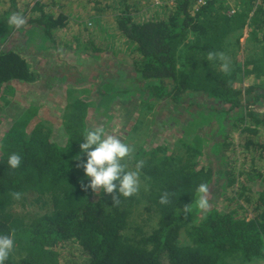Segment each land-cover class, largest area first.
Wrapping results in <instances>:
<instances>
[{"label": "trees", "instance_id": "16d2710c", "mask_svg": "<svg viewBox=\"0 0 264 264\" xmlns=\"http://www.w3.org/2000/svg\"><path fill=\"white\" fill-rule=\"evenodd\" d=\"M164 1L160 6L171 2L164 16L136 22L129 0H0V113L12 81L39 78L23 50L9 43L10 33H23L25 44L46 50L70 44L66 46L88 57L108 52L100 29L82 26L66 35L68 43L61 36L71 27L75 8L91 7L79 11L77 19L92 20L101 5L113 4L114 16L106 24L132 45L122 67L132 69L136 78L108 80L112 84L120 79L123 85L100 88L99 97L129 110L165 100L188 115L184 121L172 118L180 131L172 142L133 147L126 160L130 171L137 160L144 161L140 189L114 203L112 194L83 187L90 178L77 167L87 159L79 145L84 130L91 128L88 116L106 113L109 105L96 104L90 113L88 100L69 96L61 119L62 144L45 123L29 126L35 112L26 109L0 138V234H12L15 240L6 264L264 262V113L250 108L264 99V88L236 87L237 74L245 73L239 64L225 73L218 66L223 61L207 59L210 52L235 54L230 47L239 44L245 28L257 48L247 60L252 62L247 73L264 78V0H207L197 7L188 0ZM13 12L26 19L18 29L7 22ZM64 69L61 80L74 86L85 83ZM202 99L212 105L201 104ZM232 129L239 131L236 139ZM12 153L22 157L19 168L7 164ZM201 184L207 186L204 209L196 203ZM14 192L21 194L19 199ZM165 192L169 203L161 204ZM217 199L223 200V209L215 206ZM142 206L156 217L154 225L130 220Z\"/></svg>", "mask_w": 264, "mask_h": 264}, {"label": "rangeland", "instance_id": "374dc122", "mask_svg": "<svg viewBox=\"0 0 264 264\" xmlns=\"http://www.w3.org/2000/svg\"><path fill=\"white\" fill-rule=\"evenodd\" d=\"M161 2L160 3L163 4L165 1L162 0ZM129 3L130 14L136 22H142L145 18L154 15L164 16L170 8L169 4L171 5L170 1H168L166 7L163 5L160 6V4L155 5L151 0H129ZM103 5L100 6V12L98 10L94 12L95 14L93 17L97 20L95 22L94 19H90V25L87 24L88 20L77 19V16L79 11H90L91 7L88 10L80 7H77L78 9L75 8L74 14L71 16V27L63 32L61 38L63 42L68 43L69 38H65L66 35L69 37L72 34L73 36L74 33L82 29V26L91 27L93 30L97 29L98 31L100 29V31L106 35L105 39L102 41L104 43L107 41L106 44L110 47L108 52L88 57L82 50L75 52L69 47L70 44H59L58 49L49 48L46 50L44 48H37L29 42L27 46L30 47H27L23 41L25 38L23 33H10L9 43L19 51L22 52L23 50V55L28 60L30 67L39 73V78L33 83H25L16 80L9 84L11 86L10 90L6 89L4 92V97L8 101L0 113V138L3 132L24 114L26 109L32 108V112H35V116L31 119L29 126H33L37 122L45 123V125L52 130V137L56 142L62 144L65 137L61 126V119L66 99L69 96H78L84 100H88L90 113L92 107H95L96 104L102 105L107 103L106 105H109L108 111L106 113L100 112L99 114L96 112L90 114L88 116V124L91 128L104 127L106 134L118 136L132 147H141L143 145L152 147L157 144L170 143L172 140L179 137L180 131L177 127L178 124H176L172 118H179L184 121L188 115H186V112L184 114L183 108L178 109L165 100H155L139 105L137 110H129L122 106H118L110 100H108L109 102H104V98L99 97L98 92H100V88L110 89L115 85H123L121 83L123 81L120 79V83L115 82L112 84H109L108 80H118L117 78H130L133 76L128 67H125V69L122 67V63L126 61L128 55L132 53V45L127 42L121 44L112 42L113 39L109 36V29L112 33L113 30L111 27L113 25H108L106 22L109 23L111 15L114 16L112 8L115 7V5H110L111 8ZM241 32L239 44L230 47V52L234 50L235 54L232 53L231 56L226 57L229 67L235 63L239 64V67L245 71L244 74L242 71L237 74V80L234 85L240 89H245L252 85H261L264 88L263 77L260 76L257 78L255 74L251 72L247 73L252 67V62L249 61V64H246L247 60H251L255 56L254 51L257 48L256 45L248 39L247 30L244 28ZM221 63L223 62L217 63L219 67ZM65 67L70 69L71 74L80 76L85 81L83 86L79 87V85H75L72 87V85L70 86L67 82L56 78V74H59L61 68ZM119 67H122L123 70L121 69L118 71L117 68ZM207 101L208 100L202 99L201 104L212 105L210 100ZM250 108L264 113V99H260L250 105ZM218 121L220 122V120ZM216 124L218 125V123ZM211 126L214 127L215 125ZM218 130H221L219 125ZM238 132V130L232 129L231 134L234 135V139L239 135ZM137 141L141 142L140 145H135L138 143ZM144 142L146 143L144 144ZM208 150L209 148L206 146L205 151ZM215 156V154H212V158H215ZM209 158V156L205 155L204 161L207 162ZM126 159H130V157L125 158L123 161V163L127 165V170L130 171L131 162ZM211 162L212 161H210L209 164L212 165ZM219 169L220 168H218V170ZM214 204L217 208H224L222 199L215 200ZM41 205L42 203L33 205L34 210ZM132 219L140 225L148 223L149 227L156 222V217L143 206L135 210V214L130 217V220ZM149 227L147 228L149 229ZM76 250L77 248L74 246L73 253H76ZM246 264H264V262L253 261V263Z\"/></svg>", "mask_w": 264, "mask_h": 264}, {"label": "clouds", "instance_id": "9594fccd", "mask_svg": "<svg viewBox=\"0 0 264 264\" xmlns=\"http://www.w3.org/2000/svg\"><path fill=\"white\" fill-rule=\"evenodd\" d=\"M7 22L18 29L26 24V19L21 13L13 12ZM207 59L223 61L220 65L221 71L229 72V63L222 53L210 52ZM82 137L83 142L79 145L80 152L86 154L87 159L77 164V167H82L84 176L90 178L88 183L82 186L96 193L100 189L105 194H112L114 203H119L120 196L127 198L136 194L140 189V171L144 167V161L137 160L133 171H128L126 163L122 162L131 155L133 147L118 136L106 134L104 127L85 129ZM76 159H79V154ZM21 163L22 157L19 154L9 155L7 164L10 168H19ZM196 192L200 194L196 202L197 206L201 209L206 208L207 198L203 194L207 192V186L199 185ZM12 195L19 199L21 194L14 192ZM168 196L167 192L163 193L159 202L169 203ZM14 244L12 234H0V264H6L14 249Z\"/></svg>", "mask_w": 264, "mask_h": 264}, {"label": "crops", "instance_id": "0c3cea01", "mask_svg": "<svg viewBox=\"0 0 264 264\" xmlns=\"http://www.w3.org/2000/svg\"><path fill=\"white\" fill-rule=\"evenodd\" d=\"M147 1H148V0H147ZM150 17H152V16H150ZM72 18H73V17H72ZM147 19H148V18H145L144 20H147ZM87 20H88V21H87V22H88L87 24L90 25V23H91L90 21H91V20H90V19H87ZM110 27H111V26H110ZM109 33H110L109 36L112 37V39H113V38H116V37L119 38V40L116 41L115 43H118V44H119V43H124V42H126L125 40L121 39V38L117 35V34H118L117 32H112V33H111V30L109 29ZM127 43H128V42H127ZM27 44L29 45V43H26L25 46H27ZM31 44H32V43H31ZM32 45H34V44H32ZM27 47H30V46H27ZM31 48H32V47H31ZM32 49H33V48H32ZM67 68H68V67H67ZM64 71H65V69H64V68H61L60 73H59V74H56V75H57L56 78H59V80H61V77L65 74V73L63 74ZM130 72L133 74V76L130 77V78H136V74H135V72H134L132 69H130ZM62 74H63V75H62ZM71 85L74 86V84H72V83L70 84V86H71ZM80 86H83V85H79V87H80Z\"/></svg>", "mask_w": 264, "mask_h": 264}, {"label": "built area", "instance_id": "2783aa9c", "mask_svg": "<svg viewBox=\"0 0 264 264\" xmlns=\"http://www.w3.org/2000/svg\"><path fill=\"white\" fill-rule=\"evenodd\" d=\"M162 0H151V2H153L155 5H161V2ZM191 5H193L194 7H197V6H200V5H203L204 3L207 2V0H188ZM161 2V3H160Z\"/></svg>", "mask_w": 264, "mask_h": 264}]
</instances>
